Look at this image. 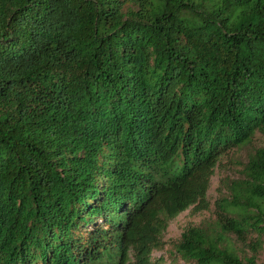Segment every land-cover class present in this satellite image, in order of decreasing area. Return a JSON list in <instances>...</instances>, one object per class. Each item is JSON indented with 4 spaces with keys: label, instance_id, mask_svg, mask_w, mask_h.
Instances as JSON below:
<instances>
[{
    "label": "trees",
    "instance_id": "obj_1",
    "mask_svg": "<svg viewBox=\"0 0 264 264\" xmlns=\"http://www.w3.org/2000/svg\"><path fill=\"white\" fill-rule=\"evenodd\" d=\"M256 131L264 0H0V264H153ZM243 175L182 260L256 264L264 145Z\"/></svg>",
    "mask_w": 264,
    "mask_h": 264
},
{
    "label": "rangeland",
    "instance_id": "obj_2",
    "mask_svg": "<svg viewBox=\"0 0 264 264\" xmlns=\"http://www.w3.org/2000/svg\"><path fill=\"white\" fill-rule=\"evenodd\" d=\"M263 145L264 135L256 131L249 143L241 147H234L219 158L206 191L207 206L195 208V205H191L169 220L162 234L161 247L151 251L150 257L153 264H193L182 260L175 252L174 245L179 241L181 233L188 226L212 227L214 225L219 212L220 198L229 197L231 182L243 178V166L248 157ZM231 236L241 258L244 259L253 254L252 248L248 244L251 240L256 239V233H248L244 241L236 239L234 234ZM261 240L264 241V236L261 237ZM255 263L264 264L263 245L257 250Z\"/></svg>",
    "mask_w": 264,
    "mask_h": 264
}]
</instances>
